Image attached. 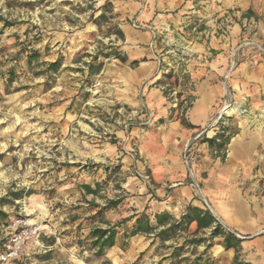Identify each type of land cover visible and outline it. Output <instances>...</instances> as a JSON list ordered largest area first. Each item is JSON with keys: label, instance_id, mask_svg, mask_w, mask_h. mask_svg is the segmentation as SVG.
I'll use <instances>...</instances> for the list:
<instances>
[{"label": "rangeland", "instance_id": "rangeland-1", "mask_svg": "<svg viewBox=\"0 0 264 264\" xmlns=\"http://www.w3.org/2000/svg\"><path fill=\"white\" fill-rule=\"evenodd\" d=\"M97 2L0 0V210L8 215L6 219H0V254L6 250L12 237L23 230L18 227V221L40 227V233L26 243L14 264H90L92 260L95 261L92 264H112L106 253L103 257L95 255L91 249V235L85 237L88 223L78 221L85 215L76 214L82 208L94 210L96 206L104 207L110 200H121L118 207L104 212V218L108 216L110 221H107L115 224L138 211L140 196L138 188L130 186L134 169L126 168L123 158L117 157L111 164H100L99 160L111 159L114 153L127 150L132 153L136 165L139 162L145 164L149 162V156L172 152L173 140L167 138L171 123L178 122L194 135L200 128L189 129L182 120L193 125L190 111L198 97L196 88L203 79L198 72L208 68L207 54L215 56L216 52L211 49L209 40L200 37L199 33L205 28L203 18L196 15L186 19L178 29H169L177 38L182 36L188 46L183 55L184 60L192 64L190 76L181 78L173 71L160 79H154V75L144 84L164 89L166 99L173 86L180 87L192 79L196 83L191 85V91L187 96L184 92L176 93L177 104L168 108L164 116L157 117L156 127L129 124L125 136L121 137L117 134L122 130L121 110L131 113L136 108L125 104L115 93L119 85L115 72L120 74L135 69L147 60L128 61L124 52L125 35L122 38L117 33L122 31V21L113 0H103L99 7H96ZM102 15L104 18L99 19ZM235 16L240 19L246 34L232 48L234 52L227 68L231 74L243 64L250 68L249 63H252L256 69L264 64V56H245L246 50L252 47L247 41L253 37L258 43L261 40L257 35L258 29L250 27L254 23L237 10ZM234 18L224 19L222 27L226 31ZM5 21L15 25L5 27ZM156 36L154 45L163 47L166 33ZM195 42H200L202 48L197 49ZM169 47L174 48L175 45ZM31 49L38 53L33 60L30 59ZM164 51L167 53L168 49ZM97 54L99 62H103V69L99 75L90 77L87 64L91 56ZM105 54L112 55L105 58ZM115 54L125 57L126 62H121ZM169 59L174 57L169 56ZM57 60L61 61V67L58 73L53 74L48 65ZM10 80L13 81L10 83ZM104 84L108 87L105 88ZM138 99L146 103L145 97L139 96ZM263 103L264 95L246 98L240 119L232 118L229 133L234 136L222 153L213 151L208 143H199L197 151L191 150L188 157L192 138L186 150L187 163L194 167L191 178L199 185L195 198L202 204L201 209L209 210L205 203V200L210 203L205 187L210 176L201 170L203 155L199 146L208 147L212 161L223 163L234 139H248L249 146L254 147L249 166L240 168L235 181L231 179L230 169L225 170L221 177L223 191L213 197L222 201L230 214L235 215V222L230 227L222 224L225 230L238 239V236L248 238L242 240L240 256L250 264H264V231H257L264 228V124L259 119ZM104 108L114 115L109 117ZM252 108L256 109L255 116L249 111ZM148 110L145 104L144 111ZM245 120L252 121L250 126L245 127L242 123ZM129 134L132 142L127 141ZM245 135L247 138H243ZM122 140L127 143L125 149L118 147ZM94 155L98 158L95 161L92 159ZM152 167L154 169L155 166ZM101 168L104 170L103 179L99 176ZM148 182L156 193L157 186L150 179ZM97 184H100L97 196L86 194L83 186L96 189ZM210 186L214 189L212 183ZM23 190L31 191L32 195L14 203H1L2 199H12V192ZM143 212L152 215L149 208ZM212 214L217 216L214 210ZM210 237L211 233L206 231L196 232L193 224L186 231L177 232L166 242L168 245L160 244L161 250H157L154 257L148 258L144 254L129 264H156L164 254L170 253V248L183 245V257L194 259L209 243L214 246L218 238L208 242ZM192 239H204L206 242L195 247L187 244ZM213 246L209 253L216 264L233 261L234 250H230L231 258L226 253L218 257L213 255L216 250Z\"/></svg>", "mask_w": 264, "mask_h": 264}, {"label": "crops", "instance_id": "crops-1", "mask_svg": "<svg viewBox=\"0 0 264 264\" xmlns=\"http://www.w3.org/2000/svg\"><path fill=\"white\" fill-rule=\"evenodd\" d=\"M113 3L115 11L122 21L121 27L125 35L124 52L128 61L133 63L147 60L135 69L122 71L120 74L115 72L119 82L115 93L125 104L135 106L127 102L132 98L131 92L133 89H143L142 94L139 96L146 98L147 109L150 110L155 106L156 110L159 111L163 108L165 110L164 115L168 109L166 99L163 93L159 99L156 95L157 90L161 88L144 86L145 82L156 75L159 68L153 65L151 57L143 54V51L149 47V44L154 45L156 43L158 33L162 34L159 31L154 34L156 25L166 23L168 30L171 28L178 29L186 19L194 18L196 15L203 18L205 28L199 33L200 37L209 40L211 49L216 52L215 56L207 54L208 68L198 72L203 79L196 88L198 97L190 111V122L196 127H200V125L195 121L203 114L208 100L214 98L215 89L220 84V79L228 73L227 68L234 52L232 48L245 37L246 33L242 29L240 19L235 16V11L237 10L255 25H264V0H191L192 7L187 11H185V6L189 3V0H113ZM231 16L235 18L232 19L231 25L226 31L222 27L223 21L227 17L231 18ZM256 28L258 29L257 35L261 38L259 35L260 27ZM194 45L197 46V49L202 48L200 42H195ZM208 50L210 49L208 48ZM249 65H251V71H249L248 64H243L232 72V77H243V74H247L256 78H264V64H261L257 69L252 63H249ZM168 129L170 134L167 138L172 139L174 144L170 154L163 153L149 156V162L145 164L139 162L138 165H136L133 155L130 162L126 163L124 160L126 168L133 167L134 169V178L130 186L138 188L140 196L136 213L149 208L154 220L160 214H169L178 220L185 213L187 207L202 208V204L195 198L199 185L191 178V170H194V167H190L187 163L188 160H186L188 142L194 133L182 128L178 122L171 123ZM242 133L245 134V132ZM245 136L243 138H247ZM185 141H187L186 148ZM249 145L248 139H242V137L233 140L224 162L228 167H224L223 162L212 161L209 158L210 154L207 146L203 145V148H200L203 155L201 170L210 176L207 187H205V193L210 203L206 201L216 213V217H219L223 221L222 224H226L227 227L235 222V215L230 214L222 201L213 197L219 196L223 191L224 185L221 177L224 176L225 170L227 172V169H230L231 179L235 181V174L240 171V168L249 166V158L254 155V147L252 148ZM128 152L125 150L126 155ZM153 165L155 166L154 169ZM254 165L256 167L258 163ZM145 177L147 181H145ZM149 179L157 186L156 193L152 190V185L148 182ZM211 183L214 189H210ZM88 206L89 204H87ZM99 210V207L94 208V210L82 208L81 212H77L76 215L78 216L85 215V218H80L78 221L84 224L88 223L85 237L91 235V231L95 227H104L100 224V218L93 219ZM105 219L110 221L108 216ZM90 241H92V236ZM160 244L159 239L154 236H136L128 240H119L115 247L106 251V257H109L112 264H129L144 254H147L148 258L154 257L156 251L161 250ZM166 245L168 244L166 243ZM213 247L216 248L214 256L222 257L226 253L228 258L232 257L230 250L226 251L224 249L221 238L216 239ZM169 250H171L170 253L164 254L156 264H170L169 259L164 260L173 251L172 248ZM94 262L92 260L90 264Z\"/></svg>", "mask_w": 264, "mask_h": 264}, {"label": "clouds", "instance_id": "clouds-1", "mask_svg": "<svg viewBox=\"0 0 264 264\" xmlns=\"http://www.w3.org/2000/svg\"><path fill=\"white\" fill-rule=\"evenodd\" d=\"M102 2L103 0H98L96 7H99V4ZM191 7V0H189V3L185 6V11H187ZM98 14L99 13H97V15ZM245 24L247 25V22H245ZM250 27H260L259 35L261 36V40L258 43L256 42V38L253 37L252 40L247 41V43L252 47H249L246 50L245 56L252 55L254 57L260 58L261 56H264V25L253 24ZM87 30L88 29H85V31ZM156 31L166 33L163 47H156L153 44H149V47L144 49L143 51V54L149 55L151 57L154 66H160L154 79H160L161 76H163L165 73H171L173 71L176 72L178 77H189L190 73L193 71V68L190 61L184 60L183 53L188 46L183 37L180 36L179 38H177L176 36H174L173 33L168 30V26L166 23H163L162 25H156L154 34ZM170 45H175V47H169ZM165 48L168 49L167 53L164 51ZM253 49H255V51H253ZM169 56L174 57V59H169ZM180 61H183V64H181ZM80 66L83 67L82 64ZM151 82L152 81H149V83ZM194 83H196V81L188 79L186 81V84H182L180 87L173 86V88L169 91L168 97L166 98L167 107L172 108L177 104L178 101L176 99V93L184 92L185 96H187L191 91V85ZM104 87L107 88L108 85L104 84ZM163 91L164 89L162 88L157 90L156 95L158 99ZM142 92L143 89H133L131 92L132 98L127 101L128 103L135 105V111L127 113L121 110L122 130L117 133L121 137L125 136L129 124L135 126L137 123H142L150 125L152 127H156L154 122L156 121L157 117L162 116L165 113V110L163 108L157 111L155 106H153V108L148 111H144V101L142 99H136V97L141 95ZM258 95H264V78H256L253 76H248L247 74H243V78H233L231 72L226 73L223 81H221L218 87L215 89L214 98H210L208 100L203 114L198 120L195 121L200 125V128L192 137V151H197V142L201 137L207 136L208 138H212L222 130L228 129L232 124L233 117H235L236 120H239L241 111L245 110L244 101L246 100V98L248 96L258 98ZM103 110L108 112L109 117L114 115V113L109 111L107 108H104ZM249 111L253 116L256 115L255 108H252ZM259 119L260 123L264 124V106H261L260 108ZM97 123H99V121H97ZM242 123L245 125V127H247L250 126L252 121L245 120L242 121ZM220 140H222V137H219L217 142H220ZM127 141L132 142V137L130 134L127 137ZM118 147L125 149L127 148V143L122 140L121 145H118ZM186 147L187 141H185V148ZM199 147L203 148L202 145ZM117 157L123 158L125 162L128 163L132 159V153L128 152L126 155L125 151L121 150L118 153H114L111 159H100L99 163L111 164L115 162ZM92 159L95 161L98 158L94 155ZM99 176L101 179L104 178L103 168L100 169ZM145 181H147L146 177ZM100 203L103 204L104 201H100ZM218 223H223V221H221L219 217H217L216 221L213 222L205 231L210 234ZM257 231H264V228L258 229ZM85 255H87V253H85Z\"/></svg>", "mask_w": 264, "mask_h": 264}, {"label": "trees", "instance_id": "trees-1", "mask_svg": "<svg viewBox=\"0 0 264 264\" xmlns=\"http://www.w3.org/2000/svg\"><path fill=\"white\" fill-rule=\"evenodd\" d=\"M104 15H102L99 19H103ZM15 25V23H11L5 21V27H11ZM118 35L120 37H124V34L121 30H118ZM101 55V53H100ZM112 54H105V58H109ZM116 58L121 62H126V58L120 56V54H115ZM30 59L33 60L38 57V53L36 50L31 49ZM61 67V61L57 60L48 65V70L53 74L58 73ZM89 76L99 75L103 69V62H99V54L95 56H91V61L87 64ZM13 80H10V83ZM182 124L189 128L195 129L196 127L191 125L190 123L182 120ZM229 128L226 130H222L220 133H217L213 138H207L206 136L201 137L197 144L199 143H208L213 151L218 153H222L226 150V146L230 143L233 138V133H229ZM222 137L220 142H217L218 138ZM191 145L188 149V157L192 150ZM225 158V155L222 156ZM97 188L93 189L89 185L83 186L86 194L97 196L99 193L100 184H97ZM32 195V192H25V190L21 192H12L10 196L12 199H2V204L14 203L16 200H22L24 197H29ZM122 203L121 200H110L104 207L96 206V208H100L97 214L93 219L100 218V223L106 227L98 226L95 227L91 231L92 241H91V249L95 251V255L97 257H103L107 250L115 247L119 240H128L130 238L136 236H146L151 237L154 236L158 238L161 244H165L169 241L174 235H176L179 231H186L193 224L196 225V232L205 231L210 225L216 221V217L209 211L204 210L197 207L189 206L186 208L185 213L182 215L180 220H175L169 214H160L155 217L156 220L152 218V215L147 212L134 213L133 215L124 218L115 224H110L104 218V212L110 209L118 207ZM8 215L0 210V219H6ZM155 221V222H154ZM215 238H221L223 247L226 251L234 250L235 257L233 261L229 264H250L241 259L240 250L242 245V240L238 239L233 233L225 230L224 226L220 223L212 230L211 237L208 242H212ZM204 239H192L187 244L198 247L202 243H205ZM213 244L209 243L206 245L203 253L196 255L194 259L189 257H183V252L185 250V246L175 247L169 257L164 258V260L169 259L170 264H216L211 256L210 250Z\"/></svg>", "mask_w": 264, "mask_h": 264}, {"label": "built area", "instance_id": "built-area-1", "mask_svg": "<svg viewBox=\"0 0 264 264\" xmlns=\"http://www.w3.org/2000/svg\"><path fill=\"white\" fill-rule=\"evenodd\" d=\"M17 225L23 230L12 237L6 250L0 254V264H14L24 251L26 243L40 233L39 226H29L23 221H18Z\"/></svg>", "mask_w": 264, "mask_h": 264}, {"label": "water", "instance_id": "water-1", "mask_svg": "<svg viewBox=\"0 0 264 264\" xmlns=\"http://www.w3.org/2000/svg\"><path fill=\"white\" fill-rule=\"evenodd\" d=\"M187 160V159H186ZM205 203H206V205H207V207L209 208V210H210V212H212L213 213V210H212V208L208 205V203H207V201L205 200ZM258 235V234H257ZM257 235H255V236H252V237H250L249 239H251V238H255ZM241 240H245V239H248V238H246V237H242V236H238Z\"/></svg>", "mask_w": 264, "mask_h": 264}]
</instances>
